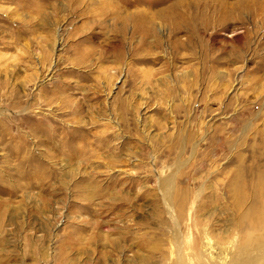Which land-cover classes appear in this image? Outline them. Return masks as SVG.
Wrapping results in <instances>:
<instances>
[{"label":"rangeland","instance_id":"obj_1","mask_svg":"<svg viewBox=\"0 0 264 264\" xmlns=\"http://www.w3.org/2000/svg\"><path fill=\"white\" fill-rule=\"evenodd\" d=\"M0 264H264V0H0Z\"/></svg>","mask_w":264,"mask_h":264}]
</instances>
